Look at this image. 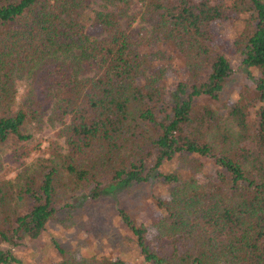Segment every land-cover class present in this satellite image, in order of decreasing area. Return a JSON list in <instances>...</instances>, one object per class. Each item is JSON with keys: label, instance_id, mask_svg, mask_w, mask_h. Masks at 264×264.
<instances>
[{"label": "trees", "instance_id": "1", "mask_svg": "<svg viewBox=\"0 0 264 264\" xmlns=\"http://www.w3.org/2000/svg\"><path fill=\"white\" fill-rule=\"evenodd\" d=\"M224 22L254 80L231 104L213 31ZM173 55L184 78L167 90ZM37 152L48 157L28 164ZM5 161H23L9 179ZM173 162L194 175L160 174L181 185L154 199L153 240L120 211L141 264H264V0H0V245L39 239L69 192L113 195ZM20 263L0 250V264Z\"/></svg>", "mask_w": 264, "mask_h": 264}, {"label": "rangeland", "instance_id": "2", "mask_svg": "<svg viewBox=\"0 0 264 264\" xmlns=\"http://www.w3.org/2000/svg\"><path fill=\"white\" fill-rule=\"evenodd\" d=\"M99 4L100 0H92L94 8ZM132 13L138 21L141 19L143 13L141 2L137 1L134 4ZM213 31L216 47L225 54L233 70V76L221 98L224 103L231 104L247 88H254V80L243 67V55L234 47L235 32L232 24L215 23ZM164 66L166 72L162 86L168 90L182 81L184 73L179 68V58L176 55H173L171 62ZM60 129L61 125L57 124L34 132L32 142L37 145L42 141L41 150H45L49 146V140L57 139ZM61 145L64 146L62 139ZM39 155L48 157L37 152L26 160L27 163ZM21 163L23 161L19 163L5 161L2 179L14 177L16 170L21 168ZM214 168L215 164L208 161L203 171L196 174V178L204 182L212 175ZM160 174H180V177L194 175L190 170H183L181 163L173 162L166 164L161 170L154 171L148 183L131 185L113 195L93 197L92 188L69 192L62 196L57 213L47 231L39 239L28 241L18 247L2 244L0 250L10 252L21 262L20 264H58L61 261L74 263L83 260L95 262L103 258L123 260L125 264H141L142 257L132 233L122 221L120 211L131 215L137 224L146 225L148 237L153 240L156 230L152 223L160 216L154 199H170L172 190L181 185L180 182L166 184ZM57 247L63 249V252H58Z\"/></svg>", "mask_w": 264, "mask_h": 264}]
</instances>
